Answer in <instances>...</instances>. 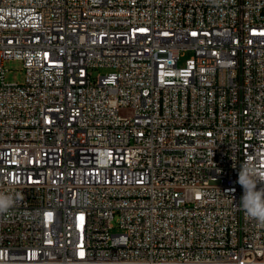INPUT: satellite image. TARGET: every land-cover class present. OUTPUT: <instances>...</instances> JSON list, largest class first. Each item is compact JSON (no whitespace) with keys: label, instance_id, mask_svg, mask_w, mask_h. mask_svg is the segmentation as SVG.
I'll list each match as a JSON object with an SVG mask.
<instances>
[{"label":"built area","instance_id":"2783aa9c","mask_svg":"<svg viewBox=\"0 0 264 264\" xmlns=\"http://www.w3.org/2000/svg\"><path fill=\"white\" fill-rule=\"evenodd\" d=\"M245 162L264 0H0V264H264Z\"/></svg>","mask_w":264,"mask_h":264},{"label":"clouds","instance_id":"9594fccd","mask_svg":"<svg viewBox=\"0 0 264 264\" xmlns=\"http://www.w3.org/2000/svg\"><path fill=\"white\" fill-rule=\"evenodd\" d=\"M237 182L243 188L239 206L247 218L264 227V188L257 190L258 182L264 180L258 179L254 169L245 162L241 164ZM15 199H19V196H0V214L7 212L13 206Z\"/></svg>","mask_w":264,"mask_h":264},{"label":"rangeland","instance_id":"374dc122","mask_svg":"<svg viewBox=\"0 0 264 264\" xmlns=\"http://www.w3.org/2000/svg\"><path fill=\"white\" fill-rule=\"evenodd\" d=\"M191 52L186 51L182 52L181 54V60L179 62L180 66H184L185 61L191 57ZM5 69L7 70L5 74V79L7 82H17V83H23L26 78V73L24 69V63L23 61L19 59H7L4 63ZM109 69H100L96 72H102L106 73ZM213 183V182H212Z\"/></svg>","mask_w":264,"mask_h":264}]
</instances>
